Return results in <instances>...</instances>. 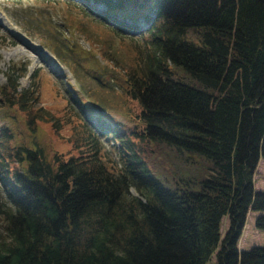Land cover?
<instances>
[{"label": "trees", "instance_id": "1", "mask_svg": "<svg viewBox=\"0 0 264 264\" xmlns=\"http://www.w3.org/2000/svg\"><path fill=\"white\" fill-rule=\"evenodd\" d=\"M103 1L133 31L150 21L117 83L126 122L76 89L91 126L67 104L55 114L36 72L20 85L25 64L0 83V264H264V246L237 247L249 209L264 230V0ZM41 121L77 152L47 148Z\"/></svg>", "mask_w": 264, "mask_h": 264}, {"label": "rangeland", "instance_id": "2", "mask_svg": "<svg viewBox=\"0 0 264 264\" xmlns=\"http://www.w3.org/2000/svg\"><path fill=\"white\" fill-rule=\"evenodd\" d=\"M147 14L150 16L152 13ZM103 16L110 18L103 0H0V83L6 81L9 66L25 64L26 71L19 78L20 85L28 86L36 72L41 94L39 104H45L55 114H61L67 104L68 109L77 111L91 126L82 111L85 109L83 103L77 98L79 94L94 111L111 115L116 126L126 122L124 112L128 101L117 83L122 79V68L133 59L136 51L144 49V32L150 21L135 15L141 30L132 33L125 29H134L133 26L120 29ZM6 20L11 26H7ZM17 118L12 125L14 130L27 137L21 115L18 114ZM3 121V113L0 112V124ZM63 134L64 137H59L48 122L41 121L36 136L47 148L62 151L66 156L75 154L77 149L66 139L69 131L64 129ZM111 139H104V146L118 160L111 147ZM253 177L254 189L264 191V158L258 159ZM131 192L135 193L133 188ZM0 202L7 205L1 175ZM260 213L248 210L237 240L239 250H247L254 245L264 246V230L257 229L254 224ZM228 224L229 218L224 216L220 227L222 236ZM207 264H215L214 255Z\"/></svg>", "mask_w": 264, "mask_h": 264}, {"label": "bare ground", "instance_id": "3", "mask_svg": "<svg viewBox=\"0 0 264 264\" xmlns=\"http://www.w3.org/2000/svg\"><path fill=\"white\" fill-rule=\"evenodd\" d=\"M4 20H5V18H4ZM7 26H11L9 22H7ZM10 28H11V27H10Z\"/></svg>", "mask_w": 264, "mask_h": 264}]
</instances>
